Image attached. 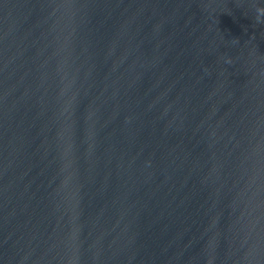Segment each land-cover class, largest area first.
Wrapping results in <instances>:
<instances>
[{
  "label": "clouds",
  "instance_id": "1",
  "mask_svg": "<svg viewBox=\"0 0 264 264\" xmlns=\"http://www.w3.org/2000/svg\"><path fill=\"white\" fill-rule=\"evenodd\" d=\"M256 22L261 23L260 17L264 16V8H257Z\"/></svg>",
  "mask_w": 264,
  "mask_h": 264
}]
</instances>
